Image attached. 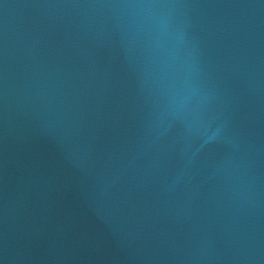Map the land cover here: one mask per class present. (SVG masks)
Returning <instances> with one entry per match:
<instances>
[{
  "label": "water",
  "instance_id": "95a60500",
  "mask_svg": "<svg viewBox=\"0 0 264 264\" xmlns=\"http://www.w3.org/2000/svg\"><path fill=\"white\" fill-rule=\"evenodd\" d=\"M0 264H264V0H0Z\"/></svg>",
  "mask_w": 264,
  "mask_h": 264
}]
</instances>
